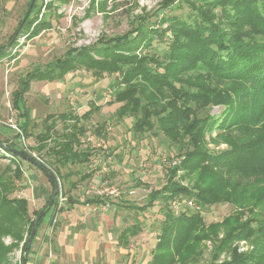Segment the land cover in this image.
Listing matches in <instances>:
<instances>
[{"label": "trees", "instance_id": "obj_1", "mask_svg": "<svg viewBox=\"0 0 264 264\" xmlns=\"http://www.w3.org/2000/svg\"><path fill=\"white\" fill-rule=\"evenodd\" d=\"M31 1L8 41L0 44V60L10 55L22 36L33 37L50 27L42 18L45 12L40 18L44 0H35L23 21ZM181 2L189 6L187 17L162 13L154 22L143 15L122 35L70 47L62 56L29 70L12 92V107L23 132L30 136L32 118L24 96L34 81L61 80L80 67L90 70L96 78L115 75L111 84L114 98L109 104H120L118 117H133L135 133L159 131L169 148L177 146L164 184L151 189L144 204L125 206L143 212L157 202L163 203L160 210L164 220L151 264L198 262L207 240L213 244L208 264H264V0H162L157 15L161 14L159 10L171 9ZM48 6H53L52 2ZM156 37L166 47L145 50L154 48ZM216 107L219 112H212ZM100 108L94 105L82 116H73V122L65 124L55 136V114L45 118L34 149H47L53 165L44 159L39 161L13 139L0 140V157H8L1 150L4 149L12 162L0 165V264H11V254L17 249L22 251L20 264L24 253L30 254L32 245L27 240L34 220L51 198L50 195L40 209L31 212L29 200L15 195L17 181L24 174L19 164L23 158L9 149L22 150L41 165L39 168L51 183V194L55 184L59 185L53 205L39 221L38 234L46 213L58 206L63 191L61 176L69 181L77 172L61 175L59 168L89 163L92 153L105 152V145L92 150L81 142L86 132L81 119H88L94 109ZM59 116L63 120L71 118ZM102 130L103 125L96 128L98 134ZM221 142L227 146H210ZM92 174L86 173L78 181ZM72 186H77L76 182ZM66 191L71 207L78 199ZM178 198H192L200 209L187 205L176 213L171 202ZM103 201L98 195L83 200L84 204ZM219 203L232 204L235 209L221 221L207 223L203 210ZM140 223L122 232L125 246L130 237L140 232ZM241 241L249 245L248 251L240 250ZM223 254L226 257L221 260Z\"/></svg>", "mask_w": 264, "mask_h": 264}, {"label": "rangeland", "instance_id": "obj_2", "mask_svg": "<svg viewBox=\"0 0 264 264\" xmlns=\"http://www.w3.org/2000/svg\"><path fill=\"white\" fill-rule=\"evenodd\" d=\"M161 1L95 0V3H92L93 0H53V6H48L42 17L49 22L50 27L45 28L33 38L22 36L20 43L15 47L17 50L14 51L13 48V54L0 61V140L13 139L18 146L28 152L35 153L36 156H41L50 165L53 164L47 149H34L38 144L36 135L44 129L46 116L50 113L56 116L55 136L56 133H61L64 130L65 124L73 122V116H82L94 105L101 107L94 109L88 119L81 117V123L86 126L87 131L96 132V128L103 125L102 133L99 135L103 136L106 149L105 152H99V163L96 165L89 161L85 164L68 165L59 168V174L77 171L69 181H64L61 176L63 197L65 196V198L66 190L75 198L83 200L91 196L94 197L97 191L105 185L113 184L119 187L121 190L119 197L105 196L104 201L105 199L111 201L108 208L103 204H91L95 207L99 206L97 210L107 211L110 220H115V224L120 230L137 221L141 222L140 232L131 237L130 243L126 247L114 243L115 249H110L109 254H104L103 257L118 258L119 264H151V251L157 243L161 223L164 220L163 212L160 210L163 203L157 202L155 206L143 212H137L125 206L144 204L151 189L159 188L164 184L166 171L176 154L177 146L169 148L166 137L159 131L157 134L152 130L146 131L144 134L135 133L132 128L134 118H119L116 110L120 104H109V101L114 98L111 84L115 81V75L106 74L101 78H96L90 70L83 67L70 71L63 80L34 81L32 83L30 91L26 94V104L32 114L30 136H26L30 151L20 144L21 141L17 140L14 131L6 122L10 118L17 122L20 121L17 111L12 107V91L17 87L19 77L26 71L53 61L62 56L70 47L96 44L100 42L98 40L102 39L101 41H103L113 36L122 35L130 31L137 24L138 18L143 15L150 16L151 20L155 22L159 20L162 13H174L183 17L190 14L189 6L181 2L171 9L159 10L161 14L158 16L157 9ZM27 2L28 0H0V44L6 43L15 31L27 7ZM157 26H159L158 23ZM163 26H166V23ZM165 47L166 44L156 37L154 48L145 50L155 51ZM74 93L77 94V99L75 103H71L70 95ZM93 102L94 105H92ZM218 108L216 107L212 112L218 113ZM60 114L71 115V118L63 120L59 116ZM49 123L50 121H48ZM6 127L10 128L9 132ZM217 132L216 129L213 134L215 135ZM210 146L220 149L227 145L225 142H221L217 146L215 143ZM177 160V157L174 158V161ZM11 163L10 157H0V165L6 166ZM104 163L107 165V172H102ZM19 164L28 172V175L33 174L32 171L35 170V167L33 168L29 161L22 159ZM89 172H93L90 178L78 181L83 174ZM37 175L40 174L37 173ZM44 176V174L41 175L40 180H45ZM26 182H28V177L23 174V177L17 181L19 189L15 195L22 196L24 192H27L24 191L27 188ZM74 182L77 184L75 187L72 186ZM188 182L187 179L184 180V183ZM51 188L50 185V195ZM85 206L88 205L85 204ZM171 207L176 213L180 212L179 206L171 204ZM33 208L34 205L30 202L31 212ZM234 209L232 204L219 203L203 210V214L206 222L210 223L221 221ZM9 240L11 239L7 238L6 241ZM206 244L207 248L204 249L200 260L189 264H208L210 262V251L213 244L210 240H207ZM240 250H249L246 241L240 242ZM21 256L22 251L15 250L11 254V264H20ZM225 257L223 254L220 259Z\"/></svg>", "mask_w": 264, "mask_h": 264}, {"label": "crops", "instance_id": "obj_3", "mask_svg": "<svg viewBox=\"0 0 264 264\" xmlns=\"http://www.w3.org/2000/svg\"><path fill=\"white\" fill-rule=\"evenodd\" d=\"M11 55L12 52L9 56ZM26 94L24 103L28 108ZM29 113L32 118L30 109ZM6 130L9 132L10 128L6 127ZM34 167L35 170L33 169V174L31 175H28V172L23 169L24 174L28 177V182H26L27 188L24 189L27 192L22 195V197H26L29 200V205L30 202L33 203V210L42 207L50 198L51 185L47 174L39 167L33 165ZM37 173L40 175H37ZM43 174L45 175V180H40ZM83 200L78 199L71 207L68 206L67 201L62 206H59L58 203L57 207L51 208L46 213L38 234L32 243L28 264H119L118 258L113 259L112 257L103 256L105 253L109 254L110 249H115L114 243L121 247H126L122 242L121 236L122 232L131 224L120 230L115 224V220H110V215L107 211L97 210L99 208L91 204L85 206ZM116 232L117 234H115ZM130 239L131 237L129 238V243Z\"/></svg>", "mask_w": 264, "mask_h": 264}, {"label": "built area", "instance_id": "obj_4", "mask_svg": "<svg viewBox=\"0 0 264 264\" xmlns=\"http://www.w3.org/2000/svg\"><path fill=\"white\" fill-rule=\"evenodd\" d=\"M52 1L53 0H44L45 5H44V7L42 9V12L40 14V18L42 17L43 13L45 12V10L47 8L46 7L47 4H49ZM23 40H24V38H23ZM16 46L13 47L14 51L17 50L15 48ZM12 54H13V52H12ZM76 99H77V94L74 93V94L70 95L71 103H75ZM6 124L14 131V134L17 136V140L21 141L20 144L24 145L28 149L27 137H26L25 133L23 132L19 122H17L16 120H13L12 118H10L8 120V122H6ZM82 137H81V142H82L83 146H88L92 150H99L104 145L103 136L99 135L97 132H92V131H89V130L87 131L86 130V132L84 133V135ZM1 150L8 157H11V155L8 152H6L4 149H1ZM30 153H32V152L30 151ZM32 155L35 158H37L39 161L44 162V160H43V158H41V156H36L35 153H32ZM90 161L93 164H96V163L98 164L99 163V155L96 152L92 153L90 155ZM164 161H166V158H164ZM171 163H170V165H171ZM107 170H108L107 165L104 163L102 165V172H107ZM96 195L101 196L103 199L105 198V196L109 197V198H116V197H119L121 195V190L119 189V187L117 185H113V184L112 185H105L102 189L97 191ZM65 199H66L65 196L63 197V191H61L60 194H59V206L63 205ZM96 204H98V203H96ZM99 204H103L104 207L108 208L111 205V201L108 200V199L107 200L105 199V201H103L102 203H99ZM171 204H173V206H174V204L179 206L180 210H182L183 207H186L187 205L191 206V207H194V208H197V209H200V207L196 204L195 200L192 199V198L191 199H187V200H182V199H179V198L178 199H174L171 202Z\"/></svg>", "mask_w": 264, "mask_h": 264}, {"label": "water", "instance_id": "obj_5", "mask_svg": "<svg viewBox=\"0 0 264 264\" xmlns=\"http://www.w3.org/2000/svg\"><path fill=\"white\" fill-rule=\"evenodd\" d=\"M34 1H35V0H32V1H31L30 6H29V8L27 9L26 15H25L24 18H23V21H25V20H26V17L30 14L31 9H32V7H33V3H34ZM20 28H21V26H20L18 29H20ZM9 150H10L11 152H14L15 154L19 155V156L22 157L23 159H25V160H27V161H29V162H31V163H33V164H35V165H37L38 167L41 168V165H39V164L33 159V157H32L31 155L25 153L24 151L19 150V149H16V148H10ZM58 191H59V185H58V184H55L49 202L46 204V206H44V207L40 210V212L38 213V215L36 216V218H35V220H34V225H33V228H32V231H31V234H30V236L28 237V240H27V242H28L29 245H32L33 240H34V238H35V236H36V234H37L39 221H40V219L42 218V216L45 214L46 209H47L48 207H50V206L53 205V203H54V201H55V198H56V195H57ZM28 257H29V252L26 251V252L24 253V255H23L22 264H28Z\"/></svg>", "mask_w": 264, "mask_h": 264}]
</instances>
